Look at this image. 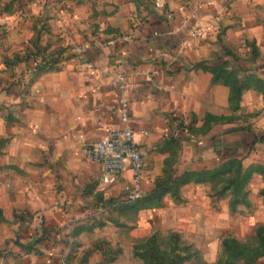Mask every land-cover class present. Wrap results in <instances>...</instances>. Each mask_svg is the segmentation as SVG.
Instances as JSON below:
<instances>
[{
	"label": "crops",
	"instance_id": "1",
	"mask_svg": "<svg viewBox=\"0 0 264 264\" xmlns=\"http://www.w3.org/2000/svg\"><path fill=\"white\" fill-rule=\"evenodd\" d=\"M8 1L0 14V264H115L119 250L147 249L154 234L169 244L159 250L177 239L213 248L231 224L233 163L249 205L259 201L248 219L264 227V70L255 64L264 59L262 0ZM198 20L212 30L166 68V52ZM117 68L132 82L125 93L143 150L138 203L124 198L128 160L102 187V163L83 151L123 124ZM170 174L189 178L150 197Z\"/></svg>",
	"mask_w": 264,
	"mask_h": 264
},
{
	"label": "rangeland",
	"instance_id": "2",
	"mask_svg": "<svg viewBox=\"0 0 264 264\" xmlns=\"http://www.w3.org/2000/svg\"><path fill=\"white\" fill-rule=\"evenodd\" d=\"M142 1L145 5L150 2L155 4V0ZM8 3V0H0V14L5 8L9 7ZM166 4L167 1L165 5ZM259 4H261L262 8L260 7L261 11L257 15V19L261 20L262 24H264V0L259 2ZM0 34L2 35L1 29ZM255 64L259 66L260 69L264 70V59L259 60ZM261 167L264 170V165H261ZM239 169V165L236 163L232 164V174L230 177V228L228 231L219 232V237L213 241V248L209 247L208 250H201V246L195 245L194 242L186 243V240L177 239L174 241L177 243L172 245L173 248L170 250H154V246L160 247L161 245H169L167 239L159 240L157 235L154 234L149 242V249L151 250H119V253L123 254L115 264H253V260L262 256L264 252V250H254L255 246L261 244L259 240L262 235V231H260L261 225L258 222L249 221L248 219L251 217L254 218L255 211L259 209V205L256 206L259 201H257L258 198L255 199L252 197L253 201L251 202L253 204L249 205L250 192L244 189L245 178L243 179V176L238 174ZM247 176H249V174ZM248 180L249 178L247 182ZM239 188H241V190ZM259 193L264 195V187L260 189L258 195H260ZM142 197L133 200V202L138 203ZM262 209V213L259 211V217H262V215L264 216V207ZM225 237H233L237 242L247 244L246 250H240V255L238 250H226L222 243ZM233 249H236L235 245Z\"/></svg>",
	"mask_w": 264,
	"mask_h": 264
},
{
	"label": "built area",
	"instance_id": "3",
	"mask_svg": "<svg viewBox=\"0 0 264 264\" xmlns=\"http://www.w3.org/2000/svg\"><path fill=\"white\" fill-rule=\"evenodd\" d=\"M167 0H155V5L165 7ZM212 3L213 0H208ZM212 30V26L200 20L191 24L188 28L187 35L182 37L175 47L174 51L166 52L167 62L166 68H170L174 63L176 54L183 51L195 38L205 36ZM77 51H82L81 45H75ZM115 78L118 88L121 90L119 97V117L123 124L119 127H109L105 133L99 138L86 142L83 145V151L90 159L102 163V172L99 178V184L104 187L117 180L124 168L125 160H128L132 177L125 186L124 198L133 201L140 198L144 189L142 186V178L144 173L143 150L137 138V132L130 121L129 102L125 91L132 87V82L125 77V73L121 68L115 71ZM142 134H146V129L139 130Z\"/></svg>",
	"mask_w": 264,
	"mask_h": 264
},
{
	"label": "trees",
	"instance_id": "4",
	"mask_svg": "<svg viewBox=\"0 0 264 264\" xmlns=\"http://www.w3.org/2000/svg\"><path fill=\"white\" fill-rule=\"evenodd\" d=\"M187 178H189V176L180 177V176H173L170 174L167 176L166 179L157 180V183H156L154 190H152V192L150 193V197H156V198L159 197L165 191V189H166L165 185L166 184L174 183V185H176V184L184 181ZM260 231H262L261 232L262 235L259 238L261 244H259L258 246H255L254 250H264V227L260 226ZM222 243H223L226 250H238L239 255L241 254L240 250H246V247H247V244H241V243L237 242L236 239L233 237L223 238ZM234 245L236 246V249H233ZM149 248H150V246L147 248V250H151ZM153 249L159 250V247L154 246ZM262 256H264V252H263ZM258 258L259 257L255 258L253 260V264H255V262Z\"/></svg>",
	"mask_w": 264,
	"mask_h": 264
}]
</instances>
